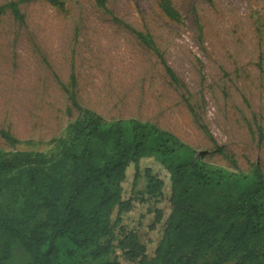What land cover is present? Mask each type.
<instances>
[{
    "label": "rangeland",
    "instance_id": "374dc122",
    "mask_svg": "<svg viewBox=\"0 0 264 264\" xmlns=\"http://www.w3.org/2000/svg\"><path fill=\"white\" fill-rule=\"evenodd\" d=\"M64 1L61 8L26 0L24 21L0 13V130L24 141L13 147L0 136L4 148L48 150L78 115L74 93L109 119L150 121L224 168L264 171V0H170L180 20L168 17L162 0H108V11L96 0ZM126 23L151 37L178 83ZM147 167L166 179L165 194L150 199L142 175L133 193L139 202L122 224L144 234L152 251L162 235V227L150 228L152 211L168 206L171 184L153 160ZM132 181L133 173L127 198ZM61 248V264H91L90 249L66 255L68 240ZM30 260L15 246L7 264Z\"/></svg>",
    "mask_w": 264,
    "mask_h": 264
},
{
    "label": "trees",
    "instance_id": "16d2710c",
    "mask_svg": "<svg viewBox=\"0 0 264 264\" xmlns=\"http://www.w3.org/2000/svg\"><path fill=\"white\" fill-rule=\"evenodd\" d=\"M25 1L12 0L0 13L11 10L24 21ZM48 1L66 6L64 0ZM96 1L108 11V0ZM161 6L168 17L180 20L170 0ZM126 26L178 83L151 37ZM70 99L78 115L48 150H8L0 144V264L10 261L15 246L29 254L28 264H61L67 240L73 251L65 254L90 249L91 264H264V171L259 164L249 172L224 168L150 121L109 119L74 93ZM0 136L13 147L24 142L6 130ZM146 160L161 167L171 184L168 206L152 211L151 230L162 227L152 251L144 234L122 224L139 202L133 193L142 175L148 177L150 199L165 194L166 179L143 169ZM132 173L133 196L127 198ZM104 235L110 236L108 242L97 247Z\"/></svg>",
    "mask_w": 264,
    "mask_h": 264
}]
</instances>
